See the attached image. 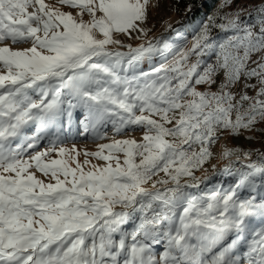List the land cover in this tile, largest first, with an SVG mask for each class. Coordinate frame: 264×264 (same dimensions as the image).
Segmentation results:
<instances>
[{
    "label": "snow or ice",
    "instance_id": "6c2138e0",
    "mask_svg": "<svg viewBox=\"0 0 264 264\" xmlns=\"http://www.w3.org/2000/svg\"><path fill=\"white\" fill-rule=\"evenodd\" d=\"M148 2L59 0L79 8L77 21L45 0H0V264H264V232L254 233L259 239L248 250L238 248L249 219L264 216V196L237 198V188L256 187L254 173H264V162L246 165L251 171L241 173L242 183L225 192L197 197L186 189L198 184L180 183L211 156L218 133L239 136L264 122V6L255 9L256 23H246L239 11L226 13V23L217 26L231 35L213 38L205 24L190 49L176 51L179 59L129 76L138 61L167 48L160 40L132 47L113 38L146 35L141 24ZM231 4L224 0L223 6ZM8 41L31 46L16 49ZM113 44L128 51H112ZM213 53L214 61L205 59ZM192 56L196 60L188 64ZM221 73L218 92L197 90L216 84ZM241 83L245 91L234 94ZM77 110L85 132L105 122L117 134L143 127V143L100 144L108 155L85 156L109 163L88 171L87 158L81 164L75 147H57L56 141L24 158L49 124L65 117L70 122ZM30 123L39 130L13 146ZM54 152L75 167L69 159H42ZM113 152L124 153L122 164ZM231 154L225 149V157ZM33 165L54 182L39 179ZM160 172L168 179L145 188ZM181 201L186 204L177 217ZM135 212L141 213L138 225L125 229ZM162 239L157 256L153 246Z\"/></svg>",
    "mask_w": 264,
    "mask_h": 264
},
{
    "label": "rangeland",
    "instance_id": "374dc122",
    "mask_svg": "<svg viewBox=\"0 0 264 264\" xmlns=\"http://www.w3.org/2000/svg\"><path fill=\"white\" fill-rule=\"evenodd\" d=\"M180 0H149L147 5V18L141 24V28L144 29L146 35H139V33L133 32L132 38H129L127 34L115 33L114 39H118L124 45H132L137 47L141 44H147L149 41L160 40L167 45V48L162 51L154 53L151 56L138 61L131 69L128 70V75L139 74L140 72L149 71L151 68L171 63L174 59H179L175 55L178 50L190 49L195 43L196 38L199 36L204 28L205 24L209 25L210 34L213 38L224 39L226 36L231 35L230 32H225L220 29L217 25L220 23H226V20L222 17L226 13L240 12V17L245 20L246 23H256L255 17L257 13L256 8L264 6V0H232V4L228 7H224V0H206L205 4L199 7V11L195 15L193 20V14L182 15L179 9ZM45 3L53 5L59 8L63 12H70L74 18L79 21L81 16L77 15L80 11L79 8H73L59 3V0H45ZM241 9H243L241 11ZM33 11L32 8L28 9V12ZM83 20L88 21L91 17L85 12ZM99 35V34H98ZM139 36V38H136ZM9 45L16 49H23L31 46V43H16ZM109 49L112 51H123L127 52V47H121L120 45H110ZM257 57L254 56L253 59ZM206 60H215V54L213 53L210 57H205ZM196 60L195 56L189 58L188 64L194 63ZM187 70V66L184 67ZM203 69H199L202 71ZM223 81L222 73L217 76V83L214 85L201 84L197 85V90L201 92H218L219 84ZM255 83V81H252ZM231 91L234 94H241L245 91L243 84L235 85ZM29 95L34 99H39L37 91L34 89H28ZM249 96H255V90H247ZM185 99H191V97H185ZM247 102H245V106ZM140 113L137 112V115ZM146 114V113H145ZM158 118V117H153ZM235 113H233V119ZM173 124L166 125L167 127H173ZM135 130H128L125 128L119 134L113 130L111 123L105 122L104 124L97 125L94 131L91 126L88 127L87 132L84 130V125L81 123V117L79 116V110L74 112L73 118L70 122L67 121L66 117L55 123L48 125L44 138L37 142L35 148L29 150L24 158L28 159L31 155L36 152L44 151L51 146L52 141L57 142V147H64L66 149H73L75 147L79 152L77 159L83 164V161L87 158L91 163L84 166V170H93L91 165L105 166L107 163L99 159L98 157L85 156V153L101 152L102 155H108L107 149H100V144H109L119 140H135L137 143H143V135L145 128L137 126H129ZM39 129L35 124H28L25 126L24 133L17 137L13 141V146L17 143L26 142L28 137L37 132ZM98 133L105 135V138H97ZM218 139L215 143L209 145L211 156L205 160V162L198 168L192 169V176H183L180 178V183H189L193 186L187 188L186 191L190 195L194 196H208L213 192L220 191L225 192L230 187H235L238 183H242L241 173H247L251 169L245 167L246 165L255 163L261 165L264 162V122H260L255 125L252 131H242L239 136H233L227 131L218 133ZM168 139H172L168 137ZM196 150H199V145L195 146ZM228 149L232 152L231 155L225 157L224 151ZM113 156L118 157L121 164L125 159L123 152H113ZM245 154H248L246 157ZM72 156L76 153L72 152ZM43 160L49 159H69L68 156H58L55 152L51 156L42 158ZM140 157H136L138 163ZM113 167H115V160L110 161ZM71 167H75V163L69 159ZM30 171H34L39 179H42L45 183L54 182L50 176L46 177L42 175L38 170L35 169L34 165ZM195 177V179H193ZM63 178V177H61ZM161 179H168V177L160 172L152 178L145 188L151 189V185L154 181ZM254 180L256 187H240L237 188V198L240 200L248 199L250 194L256 196L258 199L264 196V173H254ZM173 185L157 184V188L164 189L165 187H172ZM186 201H181L178 207L175 209L176 216L180 215L181 209L185 206ZM155 206V205H154ZM115 210L120 211L121 208L117 207ZM131 212V209L128 210ZM141 218V213L135 212L131 215L128 223L123 227L127 230H132L138 225ZM256 232H264V216L256 215L251 217L248 222L246 231L242 234V239L238 241V248L243 253L248 250L250 246H253L259 236L254 235ZM164 242L163 239L159 244L153 246V253L157 256L163 251Z\"/></svg>",
    "mask_w": 264,
    "mask_h": 264
},
{
    "label": "trees",
    "instance_id": "16d2710c",
    "mask_svg": "<svg viewBox=\"0 0 264 264\" xmlns=\"http://www.w3.org/2000/svg\"><path fill=\"white\" fill-rule=\"evenodd\" d=\"M206 0H180L179 2V11L182 15L193 14V20L195 15L199 11V7L205 4Z\"/></svg>",
    "mask_w": 264,
    "mask_h": 264
}]
</instances>
